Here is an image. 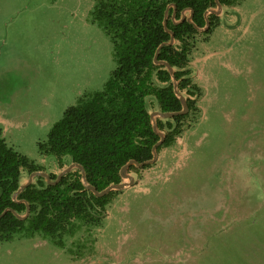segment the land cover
<instances>
[{
	"label": "rangeland",
	"instance_id": "1",
	"mask_svg": "<svg viewBox=\"0 0 264 264\" xmlns=\"http://www.w3.org/2000/svg\"><path fill=\"white\" fill-rule=\"evenodd\" d=\"M240 4L246 19L232 34L198 35L191 68L203 90L199 111L147 168L127 169L103 226L63 247L16 235L0 242V264H264V0ZM95 5L0 0V125L8 144L48 176L80 168L69 156L61 168L39 144L117 67L111 38L91 20ZM147 100L165 135L159 122L171 117ZM32 174L24 171L22 183Z\"/></svg>",
	"mask_w": 264,
	"mask_h": 264
},
{
	"label": "trees",
	"instance_id": "2",
	"mask_svg": "<svg viewBox=\"0 0 264 264\" xmlns=\"http://www.w3.org/2000/svg\"><path fill=\"white\" fill-rule=\"evenodd\" d=\"M239 1L96 0L91 20L111 38L117 67L103 90L82 96L67 109L48 140L39 144L41 153L56 156L61 168L69 156L83 166L88 183L102 192L123 182L122 169L130 162L154 159L160 141L158 150L173 146L186 119L199 111L197 99L203 90L194 80L193 52L201 30L210 36L220 24L217 14L207 12L219 3L233 6ZM191 10V18L185 17ZM176 84L188 111L159 122L163 138L155 129L147 99L156 98L165 113L184 111ZM44 170L8 144L0 125V242L19 234L42 235L63 247L80 231L103 226L117 191L97 195L84 183L81 169L60 179L51 173L50 181L38 176L15 198L24 171Z\"/></svg>",
	"mask_w": 264,
	"mask_h": 264
},
{
	"label": "water",
	"instance_id": "3",
	"mask_svg": "<svg viewBox=\"0 0 264 264\" xmlns=\"http://www.w3.org/2000/svg\"><path fill=\"white\" fill-rule=\"evenodd\" d=\"M218 5H219V6H222L220 3H219ZM191 12L193 13V10H191ZM212 12H213L212 9L209 10V11L207 12V16H208L210 13H212ZM208 26H209V25H208ZM205 30H206V29H205ZM156 62L159 63V61H158L157 58H156ZM163 63H165V62H163ZM166 64H167V63H166ZM167 65H168V67L170 68V70L172 71L173 69L171 68V66H170L169 64H167ZM176 91H178V86H177V84H176ZM178 95L180 96V98H181V100H182V102H183V104H184V108H185L184 111H182V112H169V113L161 112L162 117H164V118H170V117H173V116H175V115H178V114H181V113H184V112H187V111H188V105H187V100H186V98H185L182 94H180L179 91H178ZM154 126H155V125H154ZM155 129H156V131H157L158 133H160V134L162 135L163 138L165 137V135H163V134L157 129L156 126H155ZM161 144H162V141H160L159 143H157V144L155 145V147H154V153H155V157H154V159L149 160V161H146V162H143V163H139V162H136V161H132V162H130L128 165H126V166L122 169V175H123V178L126 177V171H127V169H129V167H130L131 164H135V165L138 166V167H144L145 165H149V164L153 163L154 160L157 158L156 153H157V151H158V147H159ZM76 165H77V166L82 170V172H83V181H84V183L86 184V186H87L89 189H91L92 191H94V192H95L97 195H99V196H102V195L108 194V193L111 192V191L121 190V189H124L125 187H127V184H125V183H120V184L111 185L110 187H108V188L105 189L104 191H102V192H98V190H97L95 187H93L92 185H90V184L88 183V181H87V179H86V175H85V170H84L83 166L80 165V164H76ZM71 169H72V168L66 169L62 174L59 175V179L62 178L66 173L70 172ZM43 175H45V176L47 177V179L50 181V176H48L46 173H43L42 171H41V172H35V173H33V174H32V177H34V176H43ZM29 184H31V183H27V184L21 185V187H20L18 193H16V195H15V198H16V197L18 196V194H19L21 191H23V190H24ZM2 216H3V214L0 216V218H1Z\"/></svg>",
	"mask_w": 264,
	"mask_h": 264
},
{
	"label": "crops",
	"instance_id": "4",
	"mask_svg": "<svg viewBox=\"0 0 264 264\" xmlns=\"http://www.w3.org/2000/svg\"><path fill=\"white\" fill-rule=\"evenodd\" d=\"M217 9H212L213 12L217 14L220 17V24L219 26L215 29L213 34H218V33H222V34H227L230 35L232 34V32H234V23L237 21H242L246 19V11L244 13L243 11V7L240 5H233V6H217ZM241 17H243L241 19ZM241 29V27L239 28ZM246 29V28H245ZM218 32V33H217ZM27 183H34V179L31 177L30 179H28L27 181H25L24 183H22V185L27 184Z\"/></svg>",
	"mask_w": 264,
	"mask_h": 264
}]
</instances>
